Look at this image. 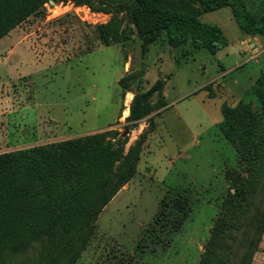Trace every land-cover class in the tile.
Returning <instances> with one entry per match:
<instances>
[{
  "label": "rangeland",
  "instance_id": "1",
  "mask_svg": "<svg viewBox=\"0 0 264 264\" xmlns=\"http://www.w3.org/2000/svg\"><path fill=\"white\" fill-rule=\"evenodd\" d=\"M242 1L264 14V0ZM43 7L0 40V154L105 132L126 138L124 154L141 145L135 175L92 227L4 264H264V136L258 162H246L224 137L222 113L245 106L264 135V106L252 92L264 74V36L242 35L225 7L199 16L227 40L215 55L190 42L171 47L164 33L142 55L141 13L128 0ZM130 73L141 77L121 89ZM158 80L150 113L127 129L132 99ZM179 198L188 216L174 232L164 206Z\"/></svg>",
  "mask_w": 264,
  "mask_h": 264
},
{
  "label": "trees",
  "instance_id": "2",
  "mask_svg": "<svg viewBox=\"0 0 264 264\" xmlns=\"http://www.w3.org/2000/svg\"><path fill=\"white\" fill-rule=\"evenodd\" d=\"M128 1L141 13V21L136 20L135 26L142 39V55L162 33L171 47L190 42L193 49L215 55L227 46V40L217 25L203 23L199 16L225 7L231 9L242 35L264 36V14L254 16L242 0ZM47 2L0 0V40L30 16L42 13ZM98 29L102 43L109 46L106 27ZM140 77V73H130L117 83L126 90ZM161 88L158 80L146 92L134 96L125 118L127 129L134 128L138 120L150 113L146 102ZM252 92L264 106V74ZM249 112L242 105L223 107L228 125L224 137L235 145L243 160L258 162L264 135L258 133V120ZM109 135L114 137L107 140ZM116 136V132H105L0 154V264L57 234L68 237L82 226L92 227L102 209L136 173L141 142L137 140L124 154L126 138L115 140ZM186 202L187 199L179 198L164 206L174 232L188 216ZM203 260L205 257L199 264H205Z\"/></svg>",
  "mask_w": 264,
  "mask_h": 264
},
{
  "label": "bare ground",
  "instance_id": "3",
  "mask_svg": "<svg viewBox=\"0 0 264 264\" xmlns=\"http://www.w3.org/2000/svg\"><path fill=\"white\" fill-rule=\"evenodd\" d=\"M130 98V96H128V99ZM127 104V103H126ZM124 115H127V112H124Z\"/></svg>",
  "mask_w": 264,
  "mask_h": 264
}]
</instances>
